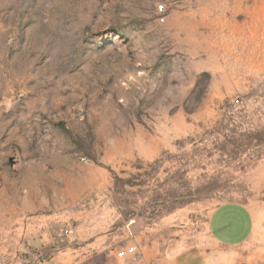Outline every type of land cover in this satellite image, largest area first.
Here are the masks:
<instances>
[{
	"label": "rangeland",
	"instance_id": "374dc122",
	"mask_svg": "<svg viewBox=\"0 0 264 264\" xmlns=\"http://www.w3.org/2000/svg\"><path fill=\"white\" fill-rule=\"evenodd\" d=\"M188 250L264 264V0H0V264Z\"/></svg>",
	"mask_w": 264,
	"mask_h": 264
},
{
	"label": "crops",
	"instance_id": "0c3cea01",
	"mask_svg": "<svg viewBox=\"0 0 264 264\" xmlns=\"http://www.w3.org/2000/svg\"><path fill=\"white\" fill-rule=\"evenodd\" d=\"M254 228V218L249 209L237 203L218 207L209 222V231L215 242L229 248L244 245L252 236ZM211 261V255L188 250L168 264H212ZM216 261L215 259L214 263Z\"/></svg>",
	"mask_w": 264,
	"mask_h": 264
},
{
	"label": "built area",
	"instance_id": "2783aa9c",
	"mask_svg": "<svg viewBox=\"0 0 264 264\" xmlns=\"http://www.w3.org/2000/svg\"><path fill=\"white\" fill-rule=\"evenodd\" d=\"M161 12L164 10L163 7H160L159 9ZM240 104V101L237 99L235 101V106H238ZM136 255V248L135 247H132V248H129L127 251H121L119 253H117V257L119 259H127L128 257H135Z\"/></svg>",
	"mask_w": 264,
	"mask_h": 264
}]
</instances>
